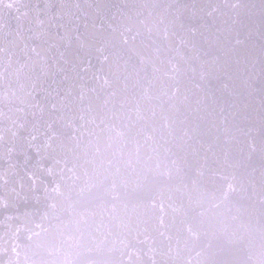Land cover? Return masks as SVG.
Wrapping results in <instances>:
<instances>
[{"label":"water","instance_id":"water-1","mask_svg":"<svg viewBox=\"0 0 264 264\" xmlns=\"http://www.w3.org/2000/svg\"><path fill=\"white\" fill-rule=\"evenodd\" d=\"M17 7H0V264H258L264 0Z\"/></svg>","mask_w":264,"mask_h":264},{"label":"snow or ice","instance_id":"snow-or-ice-1","mask_svg":"<svg viewBox=\"0 0 264 264\" xmlns=\"http://www.w3.org/2000/svg\"><path fill=\"white\" fill-rule=\"evenodd\" d=\"M19 3H20V0H0V7L11 9V10H14V11L18 12L19 9H18L17 5ZM133 39H135V37H133ZM123 43L127 44L128 40L124 39ZM81 46H83V45H81ZM33 52H36L35 48H33ZM97 52L101 53V63L102 64L108 61V56L104 54V47L103 46L97 48ZM88 64L89 65L91 64L90 60L88 61ZM82 70L83 71H87L88 68L84 67ZM41 74L42 75H47V69L46 68H42L41 69ZM95 78L97 80L100 79L99 76H96ZM103 84L104 85H108L109 84V80L107 78H104ZM33 88H35V85H33ZM93 91H94V89H93ZM28 95L31 96L32 93L29 92ZM83 95H84L83 92H81V94L79 96V99L82 100L83 99ZM68 96H71V90L68 91ZM33 107L38 108L40 113L43 114L44 108L38 102L35 103L33 105ZM49 107H50L52 112L60 113L58 116H56L54 118L55 122L56 123L63 122V126L64 127L71 129V133L67 137L68 140L70 141L71 145H72L71 148H69V151H72L73 153L77 152V150L79 149L80 144H81V138L84 135V131H82V129H84V127H85L84 124H81V125L77 126L75 124L74 118L73 119H68V120L65 121L63 109L65 107H67V97H61L59 105L54 102V103H51ZM79 119L80 120H84L85 118H84L83 115H81L79 117ZM94 122H95L94 120L87 121V123H94ZM52 128H53V123H51V122L48 123V129L51 130ZM57 138H58V134L56 132H51V135L49 136V142L51 140L57 139ZM33 139H35V137H33ZM48 146H51L50 143H49ZM70 171H71V169H70ZM48 173H49V175H52V169L51 168L48 169ZM29 179H32V177L30 176ZM35 186H36V181L34 179H32V190L33 191H35ZM21 187H23V185H21ZM240 190L242 191L243 189H240ZM13 191H15V190L13 189ZM44 191L46 193V198H47V194H48V191H49L48 188L45 187ZM235 191H236V189L233 187V185L229 184L228 185V191L223 194L224 198L226 199L231 192H235ZM51 192L60 194V185L56 184L54 187H52ZM37 199H39V198L37 197ZM260 203H261V205H264V195H261ZM0 204H4V206H7L6 203L2 199H0ZM51 207L55 208L56 205L53 204V205H51ZM69 240L74 241V237L69 235ZM228 243H233V241L231 239H229ZM77 246H79V245L77 244ZM13 251H15V249H13ZM249 259H251V257H249ZM9 264H13V261L10 260ZM15 264H19V261H16ZM153 264H155V262H153ZM258 264H264V247H262L261 254H260V259L258 261Z\"/></svg>","mask_w":264,"mask_h":264}]
</instances>
